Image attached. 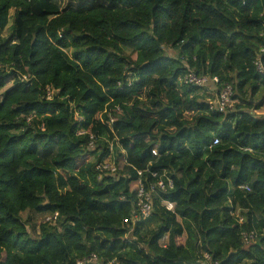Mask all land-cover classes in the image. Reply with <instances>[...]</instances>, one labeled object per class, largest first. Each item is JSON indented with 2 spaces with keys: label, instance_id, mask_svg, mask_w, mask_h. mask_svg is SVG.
Masks as SVG:
<instances>
[{
  "label": "trees",
  "instance_id": "obj_1",
  "mask_svg": "<svg viewBox=\"0 0 264 264\" xmlns=\"http://www.w3.org/2000/svg\"><path fill=\"white\" fill-rule=\"evenodd\" d=\"M259 64L264 0H0V264H264Z\"/></svg>",
  "mask_w": 264,
  "mask_h": 264
},
{
  "label": "built area",
  "instance_id": "obj_2",
  "mask_svg": "<svg viewBox=\"0 0 264 264\" xmlns=\"http://www.w3.org/2000/svg\"><path fill=\"white\" fill-rule=\"evenodd\" d=\"M258 67L261 70V72L264 73V69L261 67L260 64ZM179 81L182 85H185V86L204 87L207 85L209 78L206 76H199L194 71H189ZM211 81L214 84L218 83L217 78L212 79ZM232 95H233L232 87L230 85L226 86L219 94L216 95V98H215L216 100L210 102L212 105V109L218 110L220 112H227L228 110H230L227 107L230 105V102L232 100ZM81 119L82 118H79V120ZM91 146L92 148H94L93 144ZM153 154L157 156L156 151H153ZM102 167H103V170H106L111 173H115L117 170L115 165H111L109 164V162L104 163ZM153 176L155 177L156 174H153ZM156 188H160L162 191H167L168 188L170 189L173 188V182L170 179H168L167 182H165L164 179H161L155 185H151L148 190L145 188L144 184H141L140 182L139 190H138L137 212L133 218L124 220L126 224L132 223V225L134 226L137 221L147 220L151 217L152 212H153V195L156 192ZM167 207L171 211L174 210V205L171 203H168ZM56 218H57V214L54 217H50V220L52 219L55 220ZM240 222H242V219L240 220ZM257 238H258V235H256L254 232L243 234V239L246 245L255 243ZM203 259H204L203 264H219L218 262H212L211 257L208 254H205ZM95 260L97 259L94 258L93 260H91V262Z\"/></svg>",
  "mask_w": 264,
  "mask_h": 264
},
{
  "label": "rangeland",
  "instance_id": "obj_3",
  "mask_svg": "<svg viewBox=\"0 0 264 264\" xmlns=\"http://www.w3.org/2000/svg\"><path fill=\"white\" fill-rule=\"evenodd\" d=\"M65 2L67 3L68 0H65ZM77 3V2H76ZM13 14V12H12ZM11 25V24H10ZM10 34V31L9 30H6L4 32V36L7 37L8 35ZM168 55L172 56V57H177L178 54H177V51L175 50H169L168 51ZM215 84H213L212 81H208L206 87H207V91H206V95H207V100L209 102L211 101H215L216 99V95H217V92H216V87L214 86ZM204 92V91H203ZM1 93V92H0ZM250 98V92H249V97H247V99ZM262 99V93H259L257 96L254 97V100H253V106H256L260 103V100ZM237 105H242V102L239 101V100H231L230 102V105L227 107L228 109L234 111V109L236 108ZM261 113H264V108H262V110H260ZM118 154H116L115 156V160L118 161V165H124V161H120L118 160V157H117ZM109 164L111 165H114V162H110V160L108 161ZM118 167V166H117ZM241 214L240 212L237 213V217H240ZM22 218L28 223V226H29V231L31 232V234L34 236V237H39V234H40V226L45 223V222H48V220H50V216H46V215H38V214H35L33 212H25L22 214ZM154 228V226H152L151 228H144L143 230V235L146 236L148 235L149 231Z\"/></svg>",
  "mask_w": 264,
  "mask_h": 264
}]
</instances>
